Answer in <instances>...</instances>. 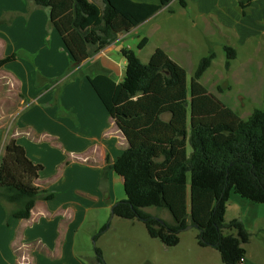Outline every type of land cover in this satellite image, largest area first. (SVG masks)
I'll return each mask as SVG.
<instances>
[{
    "label": "trees",
    "instance_id": "1",
    "mask_svg": "<svg viewBox=\"0 0 264 264\" xmlns=\"http://www.w3.org/2000/svg\"><path fill=\"white\" fill-rule=\"evenodd\" d=\"M101 1L102 8L89 0H33L48 10L49 27L61 36L71 70L173 0ZM180 4L186 6L184 0ZM249 5L239 0L243 15ZM224 52L229 71L237 51L224 46ZM121 55L126 69L120 83L105 72L86 76L128 142L116 161L107 159L103 172L104 179L109 171L120 176L126 194L112 204L111 216L143 222L166 248L179 245L181 233L192 226L199 230V246L218 251L224 264H241L251 234L241 220L228 222L226 215L233 193L264 205V99L243 119L209 92L201 80L216 59L214 51L199 61L190 87L186 70L160 48L147 64L131 49ZM14 59L1 60L0 67ZM43 170L15 139L7 141L0 155V204L11 206L14 218L29 219L39 199L54 198L35 185ZM151 207L167 210L173 223L145 211ZM110 227L111 222L100 234ZM95 250L97 263L106 264L103 252Z\"/></svg>",
    "mask_w": 264,
    "mask_h": 264
},
{
    "label": "crops",
    "instance_id": "2",
    "mask_svg": "<svg viewBox=\"0 0 264 264\" xmlns=\"http://www.w3.org/2000/svg\"><path fill=\"white\" fill-rule=\"evenodd\" d=\"M132 1L161 3V0ZM184 1L186 6L173 0L141 25L120 34L80 68L71 70V56L59 33L49 27L47 9L36 7L33 0H0V61L16 56L0 67V98L1 89L7 87L21 97L22 105L16 125L8 128V136L24 147L33 162L43 166L35 185L54 193L53 199L36 202L29 219L14 218L10 215L12 207L0 204V264H18L19 244L35 246L30 251L34 259L30 264H96L77 253L75 235L85 222L92 199L110 208L119 201L115 198V184L123 179L114 171H109L104 179L103 172L107 159L116 161L128 148V142L86 76L105 72L120 83L126 69L123 49L133 50L147 64L160 48L188 75L194 73L203 57L214 51L215 45L222 46L223 51L224 46L233 47L237 57L230 70H225V60L219 69L210 71L213 62L201 82L243 119L254 108L262 107L264 0H250L245 15L239 0ZM142 42L145 46L139 49ZM198 44L203 53L208 52L205 56L197 52ZM48 164L53 173L50 177L45 176ZM74 168L90 177L91 187L84 183L78 190L84 192L85 198L77 193L63 195L53 186L54 182L70 181ZM229 210L230 202L226 220ZM247 215L248 222H242L251 240L253 236L259 237L260 245L253 252L246 249L243 264H264V260L249 254L264 255V205H248Z\"/></svg>",
    "mask_w": 264,
    "mask_h": 264
},
{
    "label": "rangeland",
    "instance_id": "3",
    "mask_svg": "<svg viewBox=\"0 0 264 264\" xmlns=\"http://www.w3.org/2000/svg\"><path fill=\"white\" fill-rule=\"evenodd\" d=\"M92 1L103 6L101 0ZM214 51L216 53V59L214 61V66L210 71H216L219 69L220 65L226 60L222 46L218 44L215 45ZM197 52L203 54L201 56H205L208 53H203L201 45ZM241 57L242 56L240 55V60ZM140 58L143 60L145 58L142 53H140ZM191 78L192 73H189V87ZM214 81L215 80H213V82ZM211 83L212 80L209 81V85ZM210 87L212 88L213 86ZM1 90L3 94H1L0 102L3 103V105H0V126H2L0 129V142L2 149L0 155L2 154L5 144L9 140L8 135L10 133L8 132V128H14L19 117L17 114L22 107L20 103L21 97L18 96V94H12L8 91L7 87H3ZM70 173H72L70 181L67 180L61 184L60 182H54V188L61 191L63 195L77 193L80 194V198H85L86 196L82 195L84 192L78 190L82 189L81 185L84 183L89 188L91 187V183L88 181L90 177L85 175V173L78 168L72 169ZM52 174L50 164H48L45 176L50 177ZM114 192L115 198L117 197L119 201L125 199L123 182L115 184ZM77 198L79 197L77 196ZM91 204L90 210L85 217V222L75 235V244L77 253L91 258L96 264L98 263L95 248H99L103 252V258L106 264H224L218 251L212 248H202L199 246V230L197 228L183 231L180 235L181 241L179 245L172 248H166L161 241L149 236L143 222L139 220L130 221L113 218L111 216V208L98 201V199H92ZM248 205L258 207L263 204L253 203L233 193L230 200V210L227 216V221L229 222V220L238 216V219L242 218V220L240 219L241 221L248 222ZM236 207H241L243 210H233ZM145 211L155 217L164 218L165 220H168V222L173 223L172 216L165 209L151 207L147 208ZM110 222V229L107 232L100 234L102 229ZM98 234L99 237L97 241L94 242V237ZM225 234H230V232L225 231ZM257 245H260L259 237L253 236V239H250V242L245 248L250 249V252H253ZM32 248L34 249L35 246H27L26 253L30 255ZM24 251L25 248L23 245L19 244L16 246V254L18 255L17 260ZM249 254L261 261L264 260V255L258 257L255 253ZM32 260H34L33 257L31 263Z\"/></svg>",
    "mask_w": 264,
    "mask_h": 264
},
{
    "label": "built area",
    "instance_id": "4",
    "mask_svg": "<svg viewBox=\"0 0 264 264\" xmlns=\"http://www.w3.org/2000/svg\"><path fill=\"white\" fill-rule=\"evenodd\" d=\"M24 248H25L24 253L18 257V260H17L18 264H30L31 263V257L29 254L26 253L27 246H24ZM243 261L244 259L242 260L241 264H243Z\"/></svg>",
    "mask_w": 264,
    "mask_h": 264
},
{
    "label": "water",
    "instance_id": "5",
    "mask_svg": "<svg viewBox=\"0 0 264 264\" xmlns=\"http://www.w3.org/2000/svg\"><path fill=\"white\" fill-rule=\"evenodd\" d=\"M192 228V226H189V227H187V229L186 230H190Z\"/></svg>",
    "mask_w": 264,
    "mask_h": 264
}]
</instances>
